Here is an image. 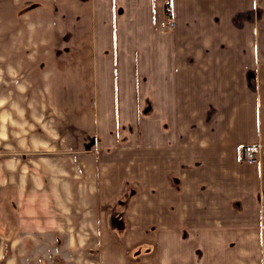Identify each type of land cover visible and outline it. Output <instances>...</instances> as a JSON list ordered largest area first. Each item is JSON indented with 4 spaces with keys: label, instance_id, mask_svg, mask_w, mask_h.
Wrapping results in <instances>:
<instances>
[{
    "label": "crops",
    "instance_id": "crops-1",
    "mask_svg": "<svg viewBox=\"0 0 264 264\" xmlns=\"http://www.w3.org/2000/svg\"><path fill=\"white\" fill-rule=\"evenodd\" d=\"M18 1L36 64L48 58L68 99L59 138L99 150L114 178L101 263L264 264V0ZM167 4L176 23L162 29ZM249 143L257 161L240 158ZM9 172L0 162V185ZM14 209L0 213V264H28L46 240Z\"/></svg>",
    "mask_w": 264,
    "mask_h": 264
},
{
    "label": "rangeland",
    "instance_id": "rangeland-1",
    "mask_svg": "<svg viewBox=\"0 0 264 264\" xmlns=\"http://www.w3.org/2000/svg\"><path fill=\"white\" fill-rule=\"evenodd\" d=\"M19 6L18 0H0V162L7 159L12 171L0 185L1 217L16 218L18 207L30 235L45 233L44 242L29 243L28 264H102L98 239L110 198L103 187L114 178L102 171L107 164L99 162V150L72 148L59 138L57 111L68 99L57 95L48 58L36 64L37 45ZM7 44L12 49L5 66ZM43 44L47 50L48 41ZM76 101L81 111L89 104L85 97ZM11 205L14 210H5Z\"/></svg>",
    "mask_w": 264,
    "mask_h": 264
},
{
    "label": "built area",
    "instance_id": "built-area-1",
    "mask_svg": "<svg viewBox=\"0 0 264 264\" xmlns=\"http://www.w3.org/2000/svg\"><path fill=\"white\" fill-rule=\"evenodd\" d=\"M165 17L159 22L162 29H171L175 26V16L171 4H167L164 9ZM258 147L254 144H245L241 147L240 158L242 160L257 161L259 159Z\"/></svg>",
    "mask_w": 264,
    "mask_h": 264
}]
</instances>
